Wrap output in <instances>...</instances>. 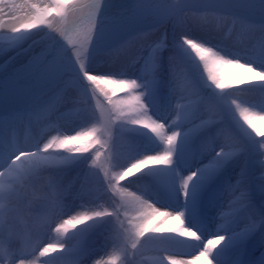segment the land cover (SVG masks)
Wrapping results in <instances>:
<instances>
[{
    "label": "snow or ice",
    "instance_id": "6c2138e0",
    "mask_svg": "<svg viewBox=\"0 0 264 264\" xmlns=\"http://www.w3.org/2000/svg\"><path fill=\"white\" fill-rule=\"evenodd\" d=\"M110 7L0 0V55L26 56L13 79L0 80V103L21 105L0 115V128L36 118L56 133L0 135V264H85L93 253L92 264H139L146 245L168 242L202 248L159 264H264V255L247 258L258 233L264 245V173L256 182L248 167L264 169V104L239 95H264V38L242 62L192 34L219 20L264 34V0H130L120 16ZM68 106L78 117L70 133L61 130ZM81 166L73 192L62 174ZM133 183L148 187L137 194ZM225 193L228 211L206 238L205 211Z\"/></svg>",
    "mask_w": 264,
    "mask_h": 264
},
{
    "label": "rangeland",
    "instance_id": "374dc122",
    "mask_svg": "<svg viewBox=\"0 0 264 264\" xmlns=\"http://www.w3.org/2000/svg\"><path fill=\"white\" fill-rule=\"evenodd\" d=\"M255 18L259 19V13L258 12L255 14ZM165 28L167 29V31L170 35L171 34V24L166 25ZM165 28H161L158 32L154 33L152 38L155 39L157 36H159L161 33H163L165 31ZM211 28H212V30L207 32V33L195 31L192 34L196 35L197 37H199L201 39H206L210 45L221 46L225 51L230 49L227 51L230 53H235L241 49L243 52L251 51L252 46H249L251 44H249V45L235 44L233 37H234V35H237V33L240 30H242L243 28H241V26H239V25L234 26L232 24L231 20L212 21ZM145 30H148V29H145ZM230 33H231V38L227 35ZM0 34H1L0 35V46H3L4 40L7 36V33L0 30ZM39 35L40 34H37L36 36L33 37V39L34 40L38 39ZM218 38H219V40H218ZM246 43H249V42H246ZM31 44H32V41H28L27 43H25L24 49L27 50ZM237 45H239L241 48L239 49V47ZM38 47H37V50H38ZM13 55H14V53H12L11 51L7 52L4 55H0V80L4 81V80L10 79V78H14L17 70L20 68L21 64L26 59V56H18V57H16L15 60H10V57ZM222 71H224L225 73H228V74L233 73V72L229 73L226 70V67ZM236 72H238V71H236ZM178 91H179V89H178ZM181 94L188 95L187 91H183V92H181ZM246 102L250 104V100H248ZM175 103H176V99H173V101H172L173 107L175 106ZM90 106L94 107V104L90 105V103L82 101V107L87 109ZM70 107L71 106H68L66 108H62V111H64L66 113V117H67L66 121L63 122V124H62V128H61L62 131H64V130L68 131L69 130L71 132L72 123L74 121H78V117L75 114V110L73 109L72 111H69ZM20 109H21V105L15 100V101H12L10 103H7V104L1 106L0 107V115L7 117L10 113L19 112ZM204 115H207V113H204ZM228 119L230 120V117ZM48 130L49 129L47 128L46 123L42 120L37 119L34 123L31 122L30 125L28 124L22 128V131L24 132L23 138L26 134L43 136L45 131H48ZM52 133L56 134L55 132H52ZM4 136L5 137H11L10 133H7V135H4ZM124 147H125L124 145L119 146L120 150L121 149L125 150ZM244 164H245V161L243 159L239 160L235 165V170L239 171L240 167L243 166ZM248 167H249V172H250L251 177L253 178L254 181L258 182L259 177L261 175V172H260L261 168L257 167L255 165V163L251 162V161L248 163ZM44 182H46V180H45V178H42L41 183H44ZM140 185L142 186L141 189H135L138 194L140 191H143L148 186V185H143V184H140ZM153 199L158 200V197L153 196ZM228 199L229 198L227 197L226 193L223 196H221V198L217 202V204L215 206H212V209L214 210V212L217 213L223 207H225L224 205L228 201ZM258 199L259 198H257V200ZM162 205H164V201L161 200V201H159V203L156 206L160 207V208H164L165 210H167V207L166 206L162 207ZM206 218H207V215L205 213V220H206ZM207 234H208V232L205 234L206 237H207ZM258 238H259V240H261L259 233H258ZM155 246L156 245H153V244L146 245L143 254L140 257H138L139 264H153L152 262H155V260L159 261V259L156 258L157 256H156L155 252H157L156 251L157 249H155ZM177 246H179V245H177ZM152 247H154V248H152ZM201 248L202 247H200V249ZM198 250H199V248H198ZM194 253H196V252H194ZM149 254H151V255L149 256ZM146 255H148V256H146ZM251 255H252V257H251ZM255 255H256L255 251L249 252V250L247 249V258L249 260L258 261L257 258L255 257ZM97 258H99V257H95V255L92 254L91 258H89L85 262V264H92V261L94 259H97Z\"/></svg>",
    "mask_w": 264,
    "mask_h": 264
},
{
    "label": "bare ground",
    "instance_id": "6f19581e",
    "mask_svg": "<svg viewBox=\"0 0 264 264\" xmlns=\"http://www.w3.org/2000/svg\"><path fill=\"white\" fill-rule=\"evenodd\" d=\"M130 0H110V4L111 7L109 8V14L112 16H120L124 10L126 9L127 5L129 4ZM1 35V34H0ZM230 38H231V33L227 34ZM262 38H264V34H261L259 31H248L245 29L240 30L237 35H234L233 39L235 44H245V45H249L252 46L251 51L248 52H243L242 49L235 52V53H239L241 56V61L243 62L244 60L249 59L250 54L253 52V50L258 49L260 42L262 40ZM219 40V38H218ZM249 42V43H246ZM239 47V49L241 48L239 45H237ZM225 47V46H224ZM227 49V48H226ZM230 50V49H228ZM227 50V51H228ZM226 70L230 73L233 72L235 73L236 71H241L239 69H235V68H231V67H226ZM13 78L4 80L5 82L10 81ZM244 87V86H241ZM177 95H181V91L179 90ZM240 98L244 101H248L250 100V104L256 105L257 107L261 104H264V95H262L259 91L257 90H251V89H246L244 92L239 93ZM242 96V97H241ZM14 99L12 98H6L3 103L0 104H4L6 102H10ZM35 118H33L32 122L34 123ZM75 122V121H74ZM14 123L16 124V126L14 125ZM13 124V125H12ZM23 120H16L13 123L11 122V127H15L16 130H11L10 129V124L7 123L3 128H0V135H7V133L10 134H16L20 139L23 138L24 132L22 131V128L25 126ZM73 125V123H72ZM71 125V126H72ZM68 132L70 133V131L68 130ZM49 134H53L52 132H50V130L45 131V133L43 134V137H47L49 136ZM125 150L121 149V151H126V147H124ZM235 167V165H234ZM86 169V166H81L80 168H68L66 169L63 174V183L65 185L68 184H74L73 187V192L78 190L80 187V184L85 180V176H84V171ZM261 174L264 173V169H260ZM90 183H94L93 178L89 177L88 178ZM148 187V186H147ZM142 186L140 184L137 183H133L129 186V191H133L135 189H141ZM138 194V193H137ZM227 204L228 201L225 203V207H223L219 212L215 213L214 210L212 209V206H209L205 213L207 215L206 221L209 222V231L207 234L206 238H211V232L213 230H215V221L217 220V217L219 215V213L221 211L227 212L228 208H227ZM162 211H164V208H161ZM173 225H175V221H172ZM178 226V225H177ZM240 227H243V225L241 224ZM158 235H165V234H158ZM179 239V238H178ZM99 238H97L96 244H99ZM191 243V242H189ZM179 245V246H177ZM202 247V246H200ZM200 247H188L184 244H178L175 242H168L165 245H156L155 249H157L155 252L156 253V258L157 259H162L164 256L167 255H173L176 259H185V260H192L196 255H194V252L196 250L199 251L201 250ZM154 248V247H152ZM249 252H253L255 251L256 255L255 257L257 258V260H259L261 258L262 255H264V245L261 244L259 238L257 237V235L253 238V240L249 243L248 248ZM199 251H197V253H199ZM153 252V251H152ZM93 255H95V257H99V253H93ZM151 254H149L150 256ZM148 256V255H146ZM252 257V255H251ZM253 259V258H252ZM153 264H159V261L155 260V262H152ZM164 264H167V261H164ZM194 264H203V260L200 261H195Z\"/></svg>",
    "mask_w": 264,
    "mask_h": 264
}]
</instances>
